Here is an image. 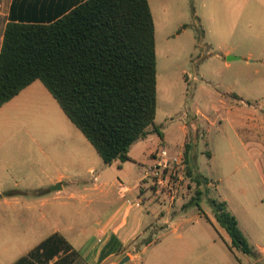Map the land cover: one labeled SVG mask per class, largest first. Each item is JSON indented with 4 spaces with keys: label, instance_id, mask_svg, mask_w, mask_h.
<instances>
[{
    "label": "rangeland",
    "instance_id": "obj_1",
    "mask_svg": "<svg viewBox=\"0 0 264 264\" xmlns=\"http://www.w3.org/2000/svg\"><path fill=\"white\" fill-rule=\"evenodd\" d=\"M149 3L155 23L158 121L173 120L171 123L176 126L194 121L200 137L198 142L189 138V154L193 156L197 149L196 166L208 184L206 188L198 187L202 191L198 205L197 186L188 178L172 207L159 202L170 211L177 205L186 211L173 215L176 231H163L165 235L156 233V229L150 231V239L156 233L153 239L157 243L148 250L158 249L182 235L184 240H191L195 264H264V178L246 174L242 169L225 176V140L233 136L223 119L230 110L240 119L262 114L264 133V0H149ZM217 29L229 33L227 40L217 38ZM236 39L243 40L242 44L230 56L238 58L228 60L226 45ZM175 135L179 136L177 131ZM220 145L224 181L216 188L207 151ZM119 164L113 162L110 168L106 167L108 182L117 179L128 185L125 173L137 170L128 166L122 173ZM243 181L246 184L240 186ZM74 191L73 187H67L52 207L0 210V264L14 263L54 230L67 238L74 237L82 227L88 228L82 219L88 217L87 222H92L94 215L88 213L94 207L103 211L102 205L94 191L75 192L73 197ZM118 195L115 188V196ZM150 195L148 192L145 198L150 199ZM127 198H131L130 194ZM214 198L226 199L227 210L236 217L253 254L229 248L230 238L216 222L208 204ZM154 209L152 204L148 205L149 222L153 220ZM161 225L162 222L158 224ZM145 244L143 241L133 248L140 250Z\"/></svg>",
    "mask_w": 264,
    "mask_h": 264
},
{
    "label": "crops",
    "instance_id": "obj_2",
    "mask_svg": "<svg viewBox=\"0 0 264 264\" xmlns=\"http://www.w3.org/2000/svg\"><path fill=\"white\" fill-rule=\"evenodd\" d=\"M85 1L0 0V51L8 23H50ZM227 34L218 29L215 32L217 38L224 40L229 37ZM242 41L236 39L226 45L228 50L225 54L230 56ZM226 117L223 119L231 127L233 139L229 137V141L225 140V176L242 169L246 174L264 178L262 114L240 119L230 110ZM172 121H158L157 104L155 124L148 127L145 136L130 148L129 160L115 161L120 163L122 173L128 166H133L137 172L125 173L128 185H123L117 179L109 183L106 167L110 168L113 163L106 165L103 162L94 146L70 121L44 84L39 80L34 81L0 108V210L32 211L52 207L67 187L76 189L72 192L73 197L75 192L92 190L98 195L103 211L94 207L92 213H88L94 215L92 222H87L88 217L82 219L83 224L89 225L91 230L82 227L74 237L67 238L58 229L51 233L62 235L71 245L79 257L77 264H104L108 261L119 264L126 257L128 261L124 264H195L190 249L191 240H184L182 235H177L172 242L166 241L158 249L148 250L157 243L153 239L156 233L165 235L163 231H176L173 215L186 211H182V205H177L173 211L163 208L150 190L140 187L145 169L153 164L154 151L164 146L173 153L183 155L184 159L187 154L196 174L204 177L196 166L197 149L193 156L189 154V138L194 137L193 140L198 142L200 137V132L195 131L194 121L178 126L173 125ZM206 121L209 123L208 119ZM175 131L179 136L176 137ZM207 152L214 170V185L217 183L215 187L218 188L224 181L223 172L220 171L224 156L221 145ZM245 184L243 181L240 186ZM57 185H61V188L54 195L50 194L55 191L45 188ZM115 188L120 195L115 196ZM148 192L151 193L150 199L145 198ZM128 194L130 199L127 198ZM222 201L227 204L226 199ZM151 204L155 209L153 220L149 222L147 208ZM160 222L163 225L159 227ZM153 229H156V233L150 239ZM149 240L140 250L133 248Z\"/></svg>",
    "mask_w": 264,
    "mask_h": 264
},
{
    "label": "trees",
    "instance_id": "obj_3",
    "mask_svg": "<svg viewBox=\"0 0 264 264\" xmlns=\"http://www.w3.org/2000/svg\"><path fill=\"white\" fill-rule=\"evenodd\" d=\"M41 81L106 165L154 126L157 111L155 23L149 0H86L50 23H8L0 51V108ZM188 148V147H187ZM188 150V149H187ZM186 150V151H187ZM198 205L208 180L185 155ZM231 246L251 255L227 204L209 199ZM150 242L146 241V244ZM78 254L55 233L15 264H77Z\"/></svg>",
    "mask_w": 264,
    "mask_h": 264
},
{
    "label": "built area",
    "instance_id": "obj_4",
    "mask_svg": "<svg viewBox=\"0 0 264 264\" xmlns=\"http://www.w3.org/2000/svg\"><path fill=\"white\" fill-rule=\"evenodd\" d=\"M153 164L143 174L140 187L150 190L162 205L172 207L186 179L183 155L161 146L153 153Z\"/></svg>",
    "mask_w": 264,
    "mask_h": 264
},
{
    "label": "water",
    "instance_id": "obj_5",
    "mask_svg": "<svg viewBox=\"0 0 264 264\" xmlns=\"http://www.w3.org/2000/svg\"><path fill=\"white\" fill-rule=\"evenodd\" d=\"M238 57H234V56H228V60H233V59H237ZM61 188V185H57V186H53L51 189L53 191H57ZM128 261V257L124 258L119 264H124L125 262Z\"/></svg>",
    "mask_w": 264,
    "mask_h": 264
}]
</instances>
